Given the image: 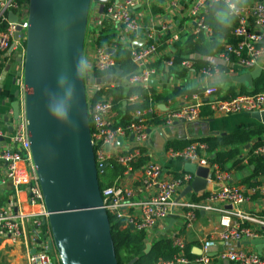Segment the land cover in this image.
<instances>
[{
  "label": "built area",
  "instance_id": "obj_1",
  "mask_svg": "<svg viewBox=\"0 0 264 264\" xmlns=\"http://www.w3.org/2000/svg\"><path fill=\"white\" fill-rule=\"evenodd\" d=\"M214 2L224 4L226 0H109L102 13L98 11L96 3L91 18L88 19L83 73L96 166L107 167L113 160L123 167L122 175L112 185H106L101 190L104 207L116 219H124V227L132 224L134 231L144 233L145 244H151L163 235L162 228L176 208L182 219L177 232L167 235L177 252L169 259H161L152 264L212 262L208 250L217 243L213 237L204 242V249L193 259L185 254L186 244L181 230L189 227L199 212H215L219 215V225L223 231L218 238L227 244L251 239L264 240V211H246L238 207L246 201V197L239 187L226 182L228 170H223L212 162L213 155L208 152L204 142L191 141L182 148L165 149V155L170 159L208 168V182H223L218 190L197 201L185 199L184 196L175 202V197L193 180V174L185 171L175 176L157 162L146 158L149 149L147 130L152 125L199 121L208 117L202 114L205 109L212 116L261 111L264 110V91L238 92L233 97L225 98L218 95L217 88L209 87L202 94L193 92L181 95V104L161 115L157 103L143 108L137 106L122 123H119L121 118L114 109L113 95L104 94L100 99L92 100L94 93L102 87L121 86L124 90L150 88L153 85L150 82L158 76L157 68L152 64L159 58L161 41L166 42L168 49H174L173 57L168 63L174 65V55L183 37L203 33L209 40L214 39L211 27L205 23V14ZM27 7V0H0V63L5 66L11 64V58L14 60L19 54L24 55ZM155 7H160L161 10L156 12ZM240 7V14L231 24L230 39L219 38L221 49L209 56L197 53L184 55L181 65L177 67L189 70L197 60L209 62L210 66L198 70L205 77L217 76L221 71L219 66L226 67L227 72L233 75L242 70H252L256 66L264 70V0H241ZM9 12L17 16V22L8 19ZM178 15L187 22L186 26L176 24ZM105 33H111L112 36L99 44ZM135 42H139L136 47L133 46ZM117 45L129 51L135 70L120 76L117 85L99 84L96 82L95 72L116 74L107 72L118 69L112 56ZM16 64L19 69L14 72L13 77L18 90L19 114L11 133L6 134L0 129V184L10 185L12 188L5 202L0 205V256L7 244L12 248L20 245L25 253V264H60L55 253L56 262L53 261L52 251L48 249L51 233L48 226L43 224L47 212L31 158L24 112L25 84L22 66L17 62ZM125 102L138 105L142 98L133 93ZM154 120L161 122L155 124L152 122ZM118 137L122 138V144H118ZM249 147L240 155L242 164L247 165L252 155L264 158V143L252 149ZM143 158L146 160L134 167ZM135 169L140 171L136 186L123 183L124 178L134 174ZM21 189L25 192L22 200L18 197ZM260 192L264 195L263 188H260ZM21 202L38 204L40 209L37 212H26L20 207ZM33 248L35 252L31 253ZM217 257L234 264H264V252L230 248L229 245L221 249Z\"/></svg>",
  "mask_w": 264,
  "mask_h": 264
},
{
  "label": "water",
  "instance_id": "obj_2",
  "mask_svg": "<svg viewBox=\"0 0 264 264\" xmlns=\"http://www.w3.org/2000/svg\"><path fill=\"white\" fill-rule=\"evenodd\" d=\"M92 1L102 13L109 0H27L25 52L16 57L22 66L25 84L24 112L31 158L47 212L43 224L51 233L48 249L56 254L60 264H118L98 179L106 166H96L83 73L84 42ZM8 19L17 22L12 12L8 13ZM138 45L139 42L133 44ZM10 70L11 64H7L0 74V93ZM261 72L260 66H256L240 71L232 80L251 89ZM120 73L117 69L115 75H105L99 82L112 81L117 85ZM11 82L15 85V77ZM14 97H18L17 89ZM12 108L17 119L18 100L13 101ZM59 109H63V115L57 114ZM248 114L264 125V110ZM210 121L212 118L186 124L174 122L147 131H153L154 144L158 151H163L172 139L226 134L210 131ZM117 142L122 144V138L118 137ZM184 170L194 178L175 202L190 192L203 191L208 183V168L184 162ZM175 222L176 216L172 213L164 231ZM128 227L133 230L132 224ZM238 243L254 245L258 253L264 247L263 239ZM150 249L151 244H145L144 253ZM200 252L198 249L194 254ZM137 261L138 257H134L128 264Z\"/></svg>",
  "mask_w": 264,
  "mask_h": 264
},
{
  "label": "crops",
  "instance_id": "obj_3",
  "mask_svg": "<svg viewBox=\"0 0 264 264\" xmlns=\"http://www.w3.org/2000/svg\"><path fill=\"white\" fill-rule=\"evenodd\" d=\"M155 8H156V12L161 10L160 7H155ZM168 19H170V17H168ZM175 21L178 26H183V25L186 26L187 23L184 20V18L181 17L180 15L177 16V20ZM111 36L112 34L110 35V37ZM230 37L228 38L230 39ZM209 41L210 40L207 37H204L202 42L207 43ZM159 50H160L159 58L152 64L157 68V72H158V76L154 80L155 83H153L152 87L156 90L158 94H163L164 96H167V99L164 102L160 101L157 103V106H159V109L161 111L160 115L162 113L164 114L165 111H167L168 109L180 105L181 95L188 94L186 92L174 94L173 92L175 88H177L178 90L184 89L187 91L199 90L201 92L198 93L202 94L206 88L215 87L217 88L218 95L224 97L226 95V91L229 88H233L235 93H238L240 87L242 86L235 83L232 80L234 75L231 74L230 72L222 73L220 71V73H218L217 76L205 77L199 74L198 72L199 69L193 67L189 70H186L185 74H180L181 73L180 68H178L175 65H171V64L168 65L169 61L173 57L172 52H174V49L171 47L170 49H168V45L166 44V42L161 41ZM11 60L12 58L10 59L11 70L7 73L6 80L4 82L2 91L0 93V129L6 134L12 132L14 122L16 120L14 118V110L12 108L13 101L17 100L14 97L16 86L12 85L11 79L14 76V72H16L19 68L16 64V59L12 61ZM261 70H262L261 75L257 77L256 80L264 75V70L262 68ZM96 82L100 84L98 79L96 80ZM109 84H113V82L111 81L106 85L108 86ZM127 104L128 103H126L124 100L122 107L116 109L117 116L122 114L123 108ZM248 115H249L248 113L243 112L234 115L212 116L210 117L212 118V121L209 122L210 131L227 133L243 127L260 125L256 120L252 119ZM210 118H203L201 120L210 119ZM160 126H163V124L162 125L159 124L158 126L152 125L151 127H149V129L154 130L155 128H158ZM130 138L131 137H129V139ZM189 139L190 138L185 140H189ZM260 139L264 140V135H262ZM154 141L155 138L153 131L151 133L149 132V145H148L149 149L147 153L149 160L157 162L163 167V169L172 172L173 175L178 174L179 172H185L184 162L179 159L168 158L165 155V151H166L165 148L163 151H158L156 145L154 144ZM243 165L244 167L241 169L228 170V179L226 180V182L231 185H235L239 187L242 190L243 195L246 197V201L238 205L240 209L246 211H253V212L259 210L264 211V195L261 194L260 192V188L264 189V174L259 175L256 178H253L252 181L254 184L249 186L243 183V179L250 175L249 166L248 164L247 165L243 164ZM134 167L137 166L134 165ZM136 170L137 169L134 170V174L124 178L123 183H126L131 186H136V184L138 183L137 178L140 176V171L137 172ZM222 183L223 182L219 183L216 181H210L206 184L205 189L203 191L198 193L190 192L184 198L191 200L193 196H202L200 197V199H202L206 195H208V193L218 190ZM11 190L12 188L10 185L3 186L0 184V205H2L5 202ZM21 190L18 192V197L19 199L22 200V198L25 197V192L24 190L22 191ZM176 197H178V195ZM20 207L26 212H37L40 209L38 204L30 205L27 204L26 202H21ZM174 215L176 216L177 221L166 231H164L165 226H163L162 228L164 232L163 235H165L166 237L167 235L170 236L171 234L173 235L175 232H177L179 228V223L182 222V219L178 215L177 208L175 209ZM168 222L166 223V225L168 224ZM222 231L223 228L219 225V215H217V213L199 212L193 223L189 227L183 228L181 230V236L184 238L185 244L186 245L189 244L193 254L198 253V249L203 250L204 242L210 237H213L217 241V243L214 247L209 248L208 250L209 255L212 258V262L210 264H234L226 259H219L217 257V253L221 249L225 248L227 245H229L230 248H246L250 250H255L257 252V249L254 245H241L238 242H230L227 244L223 242L218 238V235ZM263 252H264V247L261 249L260 253ZM195 255L196 254H194L193 257H189V258L193 259ZM0 264H25V253L24 250L22 249V246L17 245L16 247L12 248L9 244H7L6 247L1 252Z\"/></svg>",
  "mask_w": 264,
  "mask_h": 264
},
{
  "label": "trees",
  "instance_id": "obj_4",
  "mask_svg": "<svg viewBox=\"0 0 264 264\" xmlns=\"http://www.w3.org/2000/svg\"><path fill=\"white\" fill-rule=\"evenodd\" d=\"M24 2L26 0H19ZM223 5L221 2H214L205 14V23L211 27L214 39L210 40L209 42H202L205 35L199 34L195 35H187L182 38L180 47L177 49L173 64L175 66H180L182 62V58L184 55L197 53L204 56L212 55L215 51L221 49V43L219 42V38H228L231 36L230 30L231 27L227 30L219 24L216 20L215 12L218 8ZM110 33H105L102 35L99 44H103L106 40L110 38ZM25 45V43H24ZM118 69L121 71L120 76H125L130 72L135 70V65L130 61V53L127 49L122 48L121 45L116 46L115 52L112 53ZM3 59V57H2ZM7 58L5 57V60ZM12 61V60H11ZM210 66L209 62H205L202 60H197L194 63V67L200 69L201 67H208ZM5 64L0 63V74L4 69ZM222 72H227V68L224 66H219ZM181 73L185 74L186 69L180 68ZM108 74L116 73V70H112L107 72ZM95 78L100 80L106 73L102 72H95ZM260 91H264V75L255 79L253 87L251 89L246 90L243 86L240 87V93H257ZM188 93L191 94L193 92H201L199 90H178L175 88L174 94L179 93ZM137 93L141 98L142 102L138 105L127 104L122 111V114L119 115L121 118L119 123L124 122L129 117V112L136 108L137 106L140 108L147 107L150 104L158 103L160 101L164 102L167 99V96L163 94H158L156 90L151 86L148 89H144L141 87L130 88L128 90L123 89L121 86L117 87H110V88H100L97 90L92 100H98L101 98L102 95L108 94L113 95L114 98V109H119L122 107L123 101L126 98L133 94ZM235 91L233 88H229L226 91L225 98H230L235 96ZM202 114L204 116H208L207 118L212 117L210 112L205 109L203 110ZM210 115V116H209ZM155 124H159L160 120L152 121ZM264 135V125H253L249 127H243L239 129H235L233 131L227 132L224 135L216 134V135H207L198 138H192L189 140H171L168 141L165 149L168 148H182L183 146L187 145L191 141H200L204 142L207 145L208 152L213 155L212 162H215L220 168L223 170H231V169H241L244 167L242 164V160L240 158L241 153L246 148V145H250V149L255 148L259 145L264 143L260 137ZM254 140V142H253ZM148 158V156L146 157ZM143 158L139 160V163L136 165L137 167L146 160ZM248 166L250 170V175L243 179V183L247 185L254 184L252 179L258 177L259 175L264 174V158L257 155H252L248 159ZM123 167L116 164L115 161L111 160L106 167V169L98 174L99 185L102 188L106 185H112L113 182L122 175ZM108 171V172H107ZM176 176V174H175ZM105 177V178H102ZM204 195V194H203ZM202 196H193L191 200L196 201L200 199ZM109 221H110V228H111V235L113 238L115 251H116V258L118 264H128V262L134 258L138 257V261L134 264H152L155 261L161 259H169L171 258L176 252L177 249L172 246L170 239H168L165 235L160 236L158 239H155L151 243V249L148 253H144L145 249V234L142 232H137L134 230H130L129 227H124V219H116L113 215L109 214ZM185 254L188 257H193L194 254L191 251L189 244L186 245Z\"/></svg>",
  "mask_w": 264,
  "mask_h": 264
},
{
  "label": "clouds",
  "instance_id": "obj_5",
  "mask_svg": "<svg viewBox=\"0 0 264 264\" xmlns=\"http://www.w3.org/2000/svg\"><path fill=\"white\" fill-rule=\"evenodd\" d=\"M240 4L241 0H226V2L216 10V20L225 30L231 27L234 19L240 14ZM57 114L63 115V109H59Z\"/></svg>",
  "mask_w": 264,
  "mask_h": 264
},
{
  "label": "rangeland",
  "instance_id": "obj_6",
  "mask_svg": "<svg viewBox=\"0 0 264 264\" xmlns=\"http://www.w3.org/2000/svg\"><path fill=\"white\" fill-rule=\"evenodd\" d=\"M95 2H91V4H90V11H89V16H88V19H90L91 18V15H92V10H93V8H94V6H95ZM102 84V83H101ZM103 85H106V84H103ZM90 121V120H89ZM165 170V169H164ZM108 172V171H107ZM102 178H105V177H102ZM51 255H52V258H53V261L54 262H56V258H55V255H54V253H53V251L51 252Z\"/></svg>",
  "mask_w": 264,
  "mask_h": 264
}]
</instances>
